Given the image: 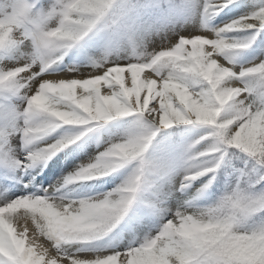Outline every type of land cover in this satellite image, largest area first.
I'll return each instance as SVG.
<instances>
[{
	"label": "snow or ice",
	"instance_id": "snow-or-ice-1",
	"mask_svg": "<svg viewBox=\"0 0 264 264\" xmlns=\"http://www.w3.org/2000/svg\"><path fill=\"white\" fill-rule=\"evenodd\" d=\"M258 40L264 0H0V264H264ZM112 124L103 151L30 191ZM227 167L234 185L202 203ZM125 169L111 191H63Z\"/></svg>",
	"mask_w": 264,
	"mask_h": 264
},
{
	"label": "rangeland",
	"instance_id": "rangeland-1",
	"mask_svg": "<svg viewBox=\"0 0 264 264\" xmlns=\"http://www.w3.org/2000/svg\"><path fill=\"white\" fill-rule=\"evenodd\" d=\"M226 19H223L220 23L226 21ZM181 26L189 27L190 23H186L185 21L180 20L177 22L176 27L179 29ZM92 54L95 55V52H92ZM84 63H86V61ZM66 64H75L77 67H80L82 66V61L72 62L66 59ZM118 127V124L109 125L100 132L93 133L88 137H85L83 141L79 142L77 145H73L70 149H66L64 152L59 153L56 157L53 158V161L49 162L48 167L44 168L41 176L36 177V180L41 181V183L36 184L33 188L30 189V191H37L40 188L48 187L50 183L54 184L57 180L62 179L63 176L67 175L69 172H72L80 164H83L90 158L98 155L100 151L104 150L107 141L112 137L113 134L116 133ZM70 152H74V155H67ZM227 168L232 169L230 167ZM229 173H232V175H226L227 188L229 185H234L235 183V173L233 172V170H230ZM179 178V176L173 177V183ZM202 181H204L203 178L201 180L193 182L192 186L187 190V193L182 195H185V198H187L195 194L196 189L201 186ZM6 182L10 185L11 189L14 190V193L16 195L20 194L17 192H21L23 186H21L20 184H16L15 181ZM96 182L98 181L92 180L74 183L72 185H69L63 191L68 195L69 199L86 198L111 191L119 183L122 182V179H117L114 183V186L105 189H102V183L96 184ZM100 188L102 190H97ZM124 235H127V233H125Z\"/></svg>",
	"mask_w": 264,
	"mask_h": 264
},
{
	"label": "trees",
	"instance_id": "trees-1",
	"mask_svg": "<svg viewBox=\"0 0 264 264\" xmlns=\"http://www.w3.org/2000/svg\"><path fill=\"white\" fill-rule=\"evenodd\" d=\"M242 11H243L242 9H237L234 6L230 5L229 8L225 9L224 12L221 13L220 17H218L214 22L218 24L220 22V20L225 19V18H229V17H233ZM233 35H237V34H233ZM240 35H242V34H240ZM261 46H264V40H258L257 43L255 45H253V49L249 50V52H247L245 54V58L250 59L253 55L256 54V52L258 51V49ZM94 51L95 50H92V52H94ZM66 59H68L69 61H72V62L82 61L81 58L75 52L70 54V56L67 57ZM63 67L64 66H62V68ZM172 131L179 133L182 130L181 129H173ZM201 131L202 130H193V132L191 133V136L193 138H195V136L199 135ZM228 173H229L228 168H222L220 170V174L217 176L216 181L213 183L212 187L204 194V197L202 199V203H212L215 200H217L221 195L224 194L225 189L227 187V182H226L225 176ZM126 174H127L126 169L121 170L120 173H116L112 176H108V177H104L102 179H99L98 182H101L104 188H109V187L113 186L114 181L117 178H121L123 180L125 178ZM203 179L206 180L207 177H205Z\"/></svg>",
	"mask_w": 264,
	"mask_h": 264
},
{
	"label": "bare ground",
	"instance_id": "bare-ground-1",
	"mask_svg": "<svg viewBox=\"0 0 264 264\" xmlns=\"http://www.w3.org/2000/svg\"><path fill=\"white\" fill-rule=\"evenodd\" d=\"M11 191L14 193V190L11 189ZM17 193H20L21 194V192H19V191Z\"/></svg>",
	"mask_w": 264,
	"mask_h": 264
}]
</instances>
